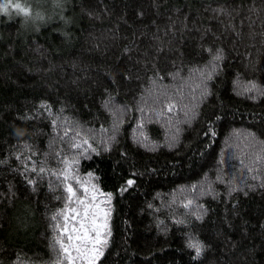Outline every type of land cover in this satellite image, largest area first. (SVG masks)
Here are the masks:
<instances>
[{"label":"trees","instance_id":"obj_1","mask_svg":"<svg viewBox=\"0 0 264 264\" xmlns=\"http://www.w3.org/2000/svg\"><path fill=\"white\" fill-rule=\"evenodd\" d=\"M14 1L36 14L0 13V264L60 258L67 194L26 168L63 158L103 201L97 264H264V0Z\"/></svg>","mask_w":264,"mask_h":264},{"label":"snow or ice","instance_id":"obj_2","mask_svg":"<svg viewBox=\"0 0 264 264\" xmlns=\"http://www.w3.org/2000/svg\"><path fill=\"white\" fill-rule=\"evenodd\" d=\"M58 2V0H57ZM11 11H15L18 15L28 17L31 15V9L22 6L19 2H13V0H0V13L10 14ZM221 57L217 54L214 59L219 60ZM255 87V86H253ZM42 107H44L42 105ZM174 105H168V111L171 112ZM55 126V121H53ZM69 129H66L63 133L65 137L69 136ZM81 134L75 132L70 138L75 140ZM83 145H89L87 139H83L81 143H73V148H81ZM27 147V145H25ZM95 151V149H92ZM60 154L57 153V156ZM20 157H17L19 159ZM30 159V158H29ZM63 163L64 168L59 172L46 169L42 165L37 168L34 164L31 169H27L31 172L37 173V175L43 179L45 175L55 176L63 184V191L67 194L66 203L63 209L57 212L51 217L53 221H58L62 218L63 223L57 222L54 224V230L57 232L55 237V244L58 246L60 252V258L56 264H97V261L103 256V249L107 246V235L110 232L102 231L107 228L105 223H97L101 218L102 209L100 203L97 202L98 189L95 185L88 186L90 184L91 174H89L88 180H82L74 174L73 165L78 161H69L67 158H63L60 161ZM256 177H253L255 179ZM29 183H34L33 180H29ZM134 183L133 180H128L127 184L131 186ZM74 184L76 186H74ZM103 196V193H99ZM58 199H60L58 197ZM106 199L111 200V194H108ZM75 204V207L72 205ZM189 204L185 207L190 206ZM104 217L107 216V212L103 213ZM189 248L195 249L196 256L198 257L202 252V246L199 243L189 242Z\"/></svg>","mask_w":264,"mask_h":264},{"label":"rangeland","instance_id":"obj_3","mask_svg":"<svg viewBox=\"0 0 264 264\" xmlns=\"http://www.w3.org/2000/svg\"><path fill=\"white\" fill-rule=\"evenodd\" d=\"M13 2H17V1H14V0H13ZM19 3L23 4L22 2H19ZM27 3H28V2H27ZM23 5H24V4H23ZM23 5H22V6H23ZM29 8L31 9V15H30V16H34V15L36 14L35 10H33V8L30 7V6H29Z\"/></svg>","mask_w":264,"mask_h":264}]
</instances>
